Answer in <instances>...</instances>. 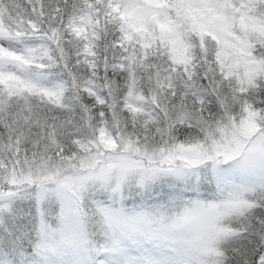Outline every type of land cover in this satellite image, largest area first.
<instances>
[{"label": "snow or ice", "instance_id": "1", "mask_svg": "<svg viewBox=\"0 0 264 264\" xmlns=\"http://www.w3.org/2000/svg\"><path fill=\"white\" fill-rule=\"evenodd\" d=\"M96 7L105 16L107 35L111 36L109 44L105 33H101V48L111 49L115 45L121 55L127 56L123 49L131 50L136 46L138 56L143 53L149 57L136 61L137 65L148 66L145 79L150 78L153 71L165 68L167 74H171V78L165 76L167 83L174 85L165 94L166 111L154 121L163 122L166 127L154 130L175 139L173 134L177 126L194 129V136L174 147L184 153L188 151L184 144L191 145L206 161L209 171L206 179L209 183L214 181L218 191L234 187L237 175L256 168L260 170V181L264 185V20L254 34L241 27L239 39L229 42L228 38L237 21H243L249 4L242 0H105L103 5ZM255 7L264 14V0H258ZM73 8L71 3H63L62 9L56 11V19H52L51 12L43 18L36 28L41 35L25 45L23 51L28 54L25 57L0 43V66L39 55L40 62L50 66L37 74L41 81L48 80L49 70H60L65 75L69 74L68 68L75 71L71 48L65 57L67 64L59 63L61 55L51 56L46 51L54 46L62 53L60 37L68 35L64 17H70ZM3 39L0 37V41ZM53 59L56 61L54 69ZM112 62H116L115 56ZM22 71L31 74L27 67ZM160 90L157 78L156 84H150L146 91L149 103L150 94H158ZM93 100L94 105H81L79 124L64 121L63 132L71 147L58 148L59 156L56 151L52 152L50 161L45 156L47 162L33 165L36 171L27 176L9 174L7 168L0 169V228L12 234L9 218L13 224L21 222L23 217L18 213L27 203L30 207L26 215L37 225L38 235L50 233L53 238L82 240L93 223L106 224L117 238L155 231L157 221L152 214L128 210L134 197L127 194L125 186L130 177L135 176L137 188L146 195L162 174L179 179L189 174L190 167L177 164L165 171L152 167L149 157L143 166L136 168V162L125 154L101 157L82 153L73 139L75 136L87 130L97 139V122L108 115L116 120L115 110L112 113L103 111L105 107H112L105 103L107 97L103 100L93 97ZM95 104L100 105V112L95 110ZM173 158L172 152L160 153L158 160L171 162ZM204 179L200 177L198 183ZM229 203H212L206 209L203 201H189L176 217L174 226L188 230L205 227L222 218L221 209ZM50 220L55 222L54 228ZM261 248H264V238L252 258L259 254V264H264Z\"/></svg>", "mask_w": 264, "mask_h": 264}, {"label": "rangeland", "instance_id": "2", "mask_svg": "<svg viewBox=\"0 0 264 264\" xmlns=\"http://www.w3.org/2000/svg\"><path fill=\"white\" fill-rule=\"evenodd\" d=\"M73 1L76 3L71 16L64 17L68 35L60 37L62 53L54 46L46 51L51 56L61 55L59 63L67 64L65 57L71 48L75 71L68 68L69 74L65 75L60 70H49L48 80L41 81L37 74L50 66L42 64L39 55L0 66V169L7 168L9 174L27 176L36 171L33 165L47 162L45 156L48 161L54 151L59 156L58 148L66 150L71 147L63 132L64 121L79 124L82 104L94 105L93 97L102 100L107 97L105 103L112 107H105L103 111L112 113L115 110L116 120L108 115L98 121L97 139H93L87 130L75 136L73 139L78 142L82 153L101 157L125 154L136 162V168L151 157L152 167L166 171L177 164H188L190 172L179 179L162 174L148 188L146 195L137 188V178L130 177L125 187L127 194L134 198L129 202L128 210L150 213L157 221L155 231L147 235L132 233L130 237L117 238L111 228L99 223L90 224L82 240L53 238L50 233L38 235L37 225L26 215L30 205L25 203L18 213L23 217L21 222L13 224L9 218L8 227L12 234L0 228V264H94V259L97 264L100 261L104 264H218L226 260L230 251L238 253L245 242L256 239L262 243L264 185L260 181V170L256 168L237 175L234 187L223 192L217 190L214 181L209 183L206 161L191 145L184 144L188 150L184 153L174 147L194 136V129L177 126L173 134L175 139L154 130L166 127L165 123L154 121L166 111L168 99L165 94L174 87L165 79L167 69L153 71L151 77L145 79L148 66L137 65L136 61H145L149 57L143 53L138 56L136 46L131 50L123 49L127 56L121 55L115 45L111 49L101 48L99 32L106 18L96 5H103L105 0ZM23 2L0 0V37L4 38L0 43L25 57L28 55L23 51L25 45L41 35L36 28L50 12L44 13L40 8L36 12L24 7ZM242 2H247L250 8L243 21L238 20L234 30L228 33L229 42L240 38L241 27L254 34L264 20V14L255 7L258 0ZM56 11L51 12L52 19H56ZM105 39L111 44L107 31ZM113 56L117 61L109 64V58ZM55 64L53 59V69ZM120 64H125V68ZM25 67L31 70L30 75L22 71ZM167 75L171 78V74ZM157 78L161 90L158 94H150L149 103L146 91L150 84H156ZM97 106L99 104H95V110L100 112V106L99 109ZM146 128L151 130L144 131ZM169 152L174 154L171 162L158 160L160 153ZM200 177L205 179L198 183ZM192 200L205 202L206 209L212 203H230L221 209L222 218L205 227L188 230L174 226L176 217ZM49 223L53 228L56 226L52 220ZM261 251L264 252V248Z\"/></svg>", "mask_w": 264, "mask_h": 264}, {"label": "trees", "instance_id": "3", "mask_svg": "<svg viewBox=\"0 0 264 264\" xmlns=\"http://www.w3.org/2000/svg\"><path fill=\"white\" fill-rule=\"evenodd\" d=\"M10 2V0H8ZM17 1H24L25 3L24 7L33 9L37 12V10L40 8L42 12L47 13V12H52L53 9H57V11H60L61 8L59 6L63 7V3H71L74 5L76 2L73 0H63V3L61 0H17ZM101 10V9H99ZM101 31L99 32L100 34L102 32L105 33L106 28H105V19H103L101 26H100ZM100 45V42H99ZM116 53V52H115ZM117 61V60H116ZM128 62V60H127ZM112 63V58H109V64ZM98 65V63L96 64ZM130 65V64H127ZM121 66V64H120ZM123 69L125 68V64L121 66ZM96 69H99L97 67ZM103 70V69H102ZM102 70L100 74L102 75ZM98 74V71L96 72ZM98 105V104H97ZM100 106V105H99ZM99 106L98 109H99ZM261 245V242L259 240H252V242H245L242 246L239 247L238 253L235 252L234 250L230 251L228 255H226V260H222V262L219 261L218 264H248L249 260H251V264H259L260 260V255L256 254L254 258H252V254L255 251L256 248H259ZM262 249V248H261ZM260 249V251H261ZM262 252V251H261ZM237 253V254H236Z\"/></svg>", "mask_w": 264, "mask_h": 264}]
</instances>
